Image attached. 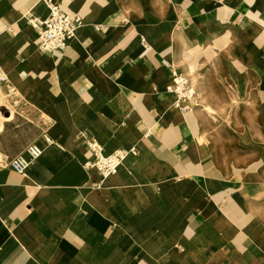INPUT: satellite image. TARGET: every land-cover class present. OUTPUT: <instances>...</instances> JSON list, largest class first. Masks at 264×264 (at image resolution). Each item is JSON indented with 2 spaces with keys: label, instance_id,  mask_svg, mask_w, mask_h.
I'll return each mask as SVG.
<instances>
[{
  "label": "crops",
  "instance_id": "0c3cea01",
  "mask_svg": "<svg viewBox=\"0 0 264 264\" xmlns=\"http://www.w3.org/2000/svg\"><path fill=\"white\" fill-rule=\"evenodd\" d=\"M54 2L82 18L62 55L37 47L42 0H0V72L19 102L0 124V264H264V0ZM209 68L242 101L231 140L201 99ZM173 71L203 106H172ZM81 132L138 154L102 180ZM31 143L44 152L21 176L4 160Z\"/></svg>",
  "mask_w": 264,
  "mask_h": 264
},
{
  "label": "built area",
  "instance_id": "2783aa9c",
  "mask_svg": "<svg viewBox=\"0 0 264 264\" xmlns=\"http://www.w3.org/2000/svg\"><path fill=\"white\" fill-rule=\"evenodd\" d=\"M42 1L49 10L48 16L45 19L31 18L29 20L30 25L37 32V47L46 54L62 55L68 48L69 42L75 38L77 30L82 24V18L79 15H71L65 12L61 5L54 0ZM142 42L145 44L144 39ZM0 87H5L9 93L6 97L0 92V114L8 116L7 113L11 114L6 108L8 98L11 95L15 96V90L10 86L7 76L3 72H0ZM165 91L173 96L172 106L182 114L190 113L201 105L199 93L192 79L185 74L173 71L171 82L166 86ZM11 102L14 106L19 103L17 100H11ZM3 104L6 110L2 108ZM151 135L152 131L147 130L143 138H149ZM78 139L85 141L90 155L84 167L88 170H96L102 180L115 175L127 156L138 154V149L134 146L127 150H117L112 154L105 155L98 141L86 132H81ZM44 141L46 144H56L61 147L49 136H45ZM43 152L42 146L31 143L26 147L25 154H18L9 161H4L6 166L16 174L25 176L32 163L38 160ZM100 185L101 183L95 187L98 188Z\"/></svg>",
  "mask_w": 264,
  "mask_h": 264
},
{
  "label": "rangeland",
  "instance_id": "374dc122",
  "mask_svg": "<svg viewBox=\"0 0 264 264\" xmlns=\"http://www.w3.org/2000/svg\"><path fill=\"white\" fill-rule=\"evenodd\" d=\"M177 72L181 73L180 71ZM205 73L207 77L213 78V80L208 86L209 89L204 91V94L201 95V99L208 98L209 95V97L211 96L210 98L216 100H212V102L209 101L207 103L205 102V105L207 104L213 109L212 112L208 111V113L214 114L211 116L213 118L212 121L220 126V139L231 140L234 135L232 131L236 132L237 128L241 124V118L238 113L242 110V101L237 98L236 93L231 87L226 86V81L223 78L222 71L216 68H209L205 70ZM203 103L204 102L201 100V106H203ZM227 130H229L231 134L227 132ZM118 175L119 173L117 176Z\"/></svg>",
  "mask_w": 264,
  "mask_h": 264
},
{
  "label": "bare ground",
  "instance_id": "6f19581e",
  "mask_svg": "<svg viewBox=\"0 0 264 264\" xmlns=\"http://www.w3.org/2000/svg\"><path fill=\"white\" fill-rule=\"evenodd\" d=\"M191 72V71H190ZM192 78H193V76H192ZM195 80V79H194ZM13 97V96H12ZM21 102V101H20ZM21 107V106H20ZM7 110H9V112L11 113L10 115H8V116H3L2 114H0V124H1V122H3V121H7V120H11L12 119V117H13V114L15 113V111H16V108H15V106L13 105V103L11 102V100H9L8 101V104H7ZM133 156V155H132ZM125 160V159H124ZM3 162V159H2V157L0 156V163H2ZM123 164V163H122ZM119 171V170H118ZM118 173V172H117ZM116 173V174H117ZM115 174V175H116ZM112 176H114V175H112ZM112 176H110V177H112ZM110 177H108V178H110Z\"/></svg>",
  "mask_w": 264,
  "mask_h": 264
},
{
  "label": "water",
  "instance_id": "95a60500",
  "mask_svg": "<svg viewBox=\"0 0 264 264\" xmlns=\"http://www.w3.org/2000/svg\"><path fill=\"white\" fill-rule=\"evenodd\" d=\"M2 108H3L4 110H6V108H5L4 104L2 105Z\"/></svg>",
  "mask_w": 264,
  "mask_h": 264
}]
</instances>
